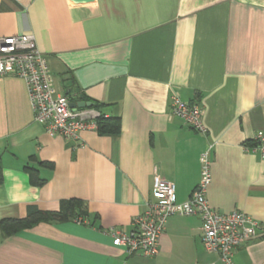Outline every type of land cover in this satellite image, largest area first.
<instances>
[{"label":"crops","instance_id":"crops-1","mask_svg":"<svg viewBox=\"0 0 264 264\" xmlns=\"http://www.w3.org/2000/svg\"><path fill=\"white\" fill-rule=\"evenodd\" d=\"M25 34L56 90L92 103L95 129L77 141L47 135L23 80L1 77L0 221L70 199L87 216L0 235V264H221L201 245L198 216L167 218L152 258L112 244L153 202L154 177L186 201L205 151L209 207L259 225L233 264H264V163L245 150L264 134V0H0V39ZM172 95L201 108L205 133L171 115ZM98 117L118 119L119 134L99 135Z\"/></svg>","mask_w":264,"mask_h":264},{"label":"built area","instance_id":"built-area-1","mask_svg":"<svg viewBox=\"0 0 264 264\" xmlns=\"http://www.w3.org/2000/svg\"><path fill=\"white\" fill-rule=\"evenodd\" d=\"M12 76L23 80L33 112L34 121L41 125L51 137L77 141L79 134L95 126L87 121L85 109H71L70 101L54 86V77L45 57L38 51L32 34L15 35L0 39V78ZM171 115L180 119L197 133H205L197 104L170 97ZM254 145L245 150L255 153L264 163V134L259 132L253 138ZM211 181L208 151L201 155L200 178L189 198L177 202L174 186L170 182L154 177L147 211L134 218L133 231L119 233L113 238L115 247H122L127 254L152 258L157 254L158 241L167 218L170 216H198L201 221L200 242L205 252L218 256L221 264H233V250L258 235V223L240 211L220 214L210 208L206 189Z\"/></svg>","mask_w":264,"mask_h":264},{"label":"trees","instance_id":"trees-1","mask_svg":"<svg viewBox=\"0 0 264 264\" xmlns=\"http://www.w3.org/2000/svg\"><path fill=\"white\" fill-rule=\"evenodd\" d=\"M88 102L85 97H82ZM69 100V99H68ZM96 106V105H94ZM96 131L101 136H116L119 134V120L114 118L98 117L95 121ZM254 145H247L252 146ZM34 185H42L44 182L37 178L36 172L32 169H25ZM87 216L82 201L77 199L62 200L59 210L56 212L40 211L34 206L27 209V216L24 219H3L0 221V235L7 238L22 230H29L40 223L65 222L69 220L83 219Z\"/></svg>","mask_w":264,"mask_h":264},{"label":"water","instance_id":"water-1","mask_svg":"<svg viewBox=\"0 0 264 264\" xmlns=\"http://www.w3.org/2000/svg\"><path fill=\"white\" fill-rule=\"evenodd\" d=\"M69 1L74 3V4H85V3L92 2L93 0H69ZM69 107L71 109L91 108L92 107V103L84 102V101H78V102H75V103H70Z\"/></svg>","mask_w":264,"mask_h":264}]
</instances>
